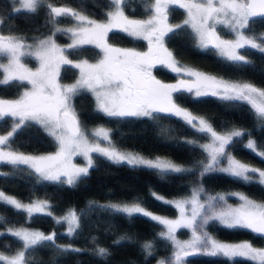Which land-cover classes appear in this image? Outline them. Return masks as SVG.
I'll use <instances>...</instances> for the list:
<instances>
[{
    "label": "snow or ice",
    "instance_id": "obj_1",
    "mask_svg": "<svg viewBox=\"0 0 264 264\" xmlns=\"http://www.w3.org/2000/svg\"><path fill=\"white\" fill-rule=\"evenodd\" d=\"M16 4L19 6L16 7ZM47 7V23L51 25L50 33L43 38H34L33 43L15 34H0V72L3 77L0 84L11 81H27L30 90L15 100L0 99V121L6 117L12 120L11 130L6 135L0 134V163L17 167L27 166L41 180L69 186L75 185L82 177L89 175L94 167L92 154L106 158L114 164H127L133 168H145L154 174L165 176L170 173L199 172L202 178L209 172L224 173L235 180L264 185V170L242 163L230 151V146L242 142L246 149L264 157V149L258 148L257 142L244 129H232L224 132L215 130L210 122L195 116L182 107L175 93H194L195 97L215 96L222 100L242 101L250 105L255 115L264 126V89L251 83L229 82L181 65L173 53L165 46V37L177 30L191 29L197 45L201 48L212 47L227 60L236 64L249 63L239 49L249 48L264 53V34L251 32L256 18H264V0H146L144 19H130L125 15L126 0H109L106 19L98 21L89 18L72 7L53 6L46 0H15L13 9L19 13L36 14L42 7ZM183 9L185 18L182 23L169 22L170 8ZM60 18L71 19V26L61 27ZM217 25L227 27L234 33L233 39H224L217 32ZM113 29L127 33L136 39L148 42V51L120 49L110 46L106 40ZM248 29L249 32L245 30ZM58 33L71 40L67 46L57 43ZM84 45L99 48L103 57L96 63L88 60L74 62L69 55ZM69 50H72L71 52ZM30 57L38 62L33 70L25 62ZM62 65H71L79 70V77L72 84L59 82ZM157 65L170 71L183 74L191 79L180 78L175 84L158 80L152 73ZM81 91L92 93L96 102V111L109 118L148 117L156 119L154 114H166L181 118L185 123L204 133L209 143L199 147L207 153L206 162L197 169L195 165L185 167L166 158H148L139 153L120 150L111 138V130L99 126L91 131V136L81 123L75 111L72 99ZM29 123L39 125L57 143L54 154L32 156L11 148L12 138L18 130ZM103 141L104 143H101ZM195 144V141H186ZM81 156L84 166L73 163V157ZM4 173L0 172V175ZM202 194L204 199H202ZM157 200L164 198L155 192ZM241 202L233 207L228 204L225 194L205 193L202 185L194 187L191 195L172 203L179 210L175 220L162 218L147 210L141 202L114 203L100 205L106 211L123 214L127 218L144 216L163 225L159 236L171 243L174 251L168 261L160 260L158 264H185L184 258L200 254L208 257L222 256L232 260L240 257L264 264V249L253 247L250 242L238 244L222 243L208 231L210 222H218L228 229H248L252 233L264 236V202L250 199L243 193H229ZM0 204L22 211L31 219L35 214L52 216L48 201H22L0 190ZM4 217L0 216V222ZM81 214L75 209L62 217L57 223L67 224V234L72 235L80 228ZM188 229L191 238L180 241L176 238L177 229ZM8 233L21 242L16 254H0L2 264H29V250L38 246H55L61 251H79L71 246L61 247L56 244L55 233L45 234L31 231L24 227L8 228ZM130 239L122 236L120 240ZM120 241H117L119 243ZM147 256L154 254V244L145 241L142 245ZM96 254L103 260L110 254L109 250L97 246Z\"/></svg>",
    "mask_w": 264,
    "mask_h": 264
},
{
    "label": "trees",
    "instance_id": "obj_2",
    "mask_svg": "<svg viewBox=\"0 0 264 264\" xmlns=\"http://www.w3.org/2000/svg\"><path fill=\"white\" fill-rule=\"evenodd\" d=\"M146 0H126L125 15L130 19H144ZM53 6L72 7L89 18L98 21L106 19L109 0H46ZM47 7H42L36 14L19 13L12 10L10 0H0V34H15L34 41L50 33L47 23ZM185 16L182 9L170 8L169 22L180 23ZM60 26H71V19L60 18ZM249 32L248 29L245 30ZM178 34L165 37V46L173 53L176 60L192 69L219 77L227 81L251 83L264 89V53L249 48L239 49L249 63L239 65L217 55L211 47L200 48L190 29L177 30ZM251 32L258 36L264 34V18L256 19ZM227 35V32H221ZM57 43L67 42V36L58 33ZM107 41L113 45L144 51L143 40L118 31L108 33ZM70 52L72 50H69ZM99 50L84 45L69 55L71 60L86 59L96 61ZM30 61L29 59H25ZM31 66L34 65L30 61ZM153 75L163 83L175 84L180 74L168 71L162 66L152 70ZM2 72H0V77ZM77 71L64 65L60 69V83L72 82ZM26 84L11 81L0 84V98H14ZM174 99L195 116L210 122L215 130L224 132L232 129H244L257 142L258 148L264 149V126L246 102L222 100L215 96L194 97L191 93H175ZM72 104L81 123L87 126H104L111 130V138L119 149L130 150L145 157H163L185 167L200 168L199 161L206 159L204 151L186 141L203 144L208 136L198 132L181 118L166 114H154L156 119L148 117L109 118L94 108L90 93L81 91L72 99ZM11 129V121H0V133ZM249 137L230 146L231 153L240 161L252 167L264 170V157H260L245 148ZM11 148L27 154L47 153L55 149V143L44 130L34 123L18 130L12 138ZM94 167L89 175L82 177L75 185L41 181L27 166L12 167L0 163V190L22 202L46 200L51 206L52 216H62L67 209H75L81 214L80 228L68 235L63 232L62 223H54L52 216L35 214L29 219L22 211L0 204V254L10 256L20 250L21 242L9 233H2L9 227L36 229L46 234L55 233L56 244L61 247L71 246L79 251H61L55 246H38L29 250V264H156L160 260L168 261L171 254L170 244L159 236L163 227L144 216L127 218L123 214L106 211L99 206L104 203H134L142 205L152 213L164 217H174L175 208L157 200L152 193L165 198H179L189 195L194 187L203 186L205 193L225 194L227 201L233 202L229 193L239 192L257 202H264V186L255 179L251 183L235 180L220 173L209 172L202 178L197 171L193 173H170L165 176L154 174L145 168H133L125 164H114L98 154H92ZM253 175V174H251ZM204 195L202 194V197ZM207 231L217 240L236 243L250 242L255 247H264V236L252 233L248 229H228L217 222H210ZM187 230L178 229V237L187 236ZM125 236L130 239L120 240ZM117 241H120L117 243ZM145 241L154 244V254L147 256L142 245ZM97 246L109 250L106 259H101L95 252ZM185 264H257L244 258L208 257L194 254L184 258Z\"/></svg>",
    "mask_w": 264,
    "mask_h": 264
},
{
    "label": "rangeland",
    "instance_id": "obj_3",
    "mask_svg": "<svg viewBox=\"0 0 264 264\" xmlns=\"http://www.w3.org/2000/svg\"><path fill=\"white\" fill-rule=\"evenodd\" d=\"M10 2L12 3V10L14 11V9H13V4H14V2H15V0H10ZM19 5L18 4H16V7H18ZM62 7H64V6H62ZM183 10V9H182ZM184 11V10H183ZM185 13V12H184ZM186 15V14H185ZM184 18H185V16H184ZM183 18V19H184ZM183 21V20H182ZM182 21L180 22V23H182ZM64 27H66V26H64ZM217 27V32H218V34L222 37V38H224V39H233L234 38V33H232L227 27H225V26H223V25H217L216 26ZM191 30V29H190ZM112 31H118V32H121L120 30H118V29H113ZM221 32H227L228 34L227 35H223ZM122 33H124V34H127V33H125V32H122ZM128 35V34H127ZM43 38V37H42ZM132 38H134V37H132ZM67 42L66 43H64V44H60V43H58V44H60L61 46H67L69 43H71V40L68 38V36H67ZM140 40H143V39H140ZM144 41V43L146 44V49L144 50V51H140V52H146V51H148V42L146 41V40H143ZM28 43H33L34 41H27ZM106 42L110 45V46H112V47H114V48H120V49H130V48H126V47H121V46H118V45H113V44H111V43H109L107 40H106ZM197 43V42H196ZM90 46H93V47H95L94 45H90ZM95 48H97V47H95ZM201 48V47H200ZM212 48V47H211ZM98 50H99V53H100V55H99V58L96 60V61H93V62H91V61H89L90 63H96V62H98L102 57H103V53H102V51L99 49V48H97ZM214 50H215V52L217 53V55L218 56H220V57H222V58H224V59H226L225 57H223V56H221L219 53H218V51H217V49H215V48H213ZM136 51H138V50H136ZM0 59H3L2 57H0ZM24 59H29L30 61H32L33 63H34V65L33 66H31V63H30V61H28V60H25V62H26V64H27V66L29 67V68H32L33 70H35V68L36 67H38V62L35 60V59H33V58H30V57H25ZM81 60H85V59H80V60H73L74 62H78V61H81ZM227 60V59H226ZM182 65V64H181ZM62 66H64V65H62ZM61 66V67H62ZM67 66H71V65H67ZM158 66V65H157ZM160 66V65H159ZM185 66V65H184ZM72 67V66H71ZM163 67V66H162ZM188 67V66H187ZM73 68V67H72ZM165 68V67H164ZM190 68V67H189ZM76 71H77V76H76V78L72 81V82H69V83H61V84H72V83H74L75 82V80L76 79H78V77H79V70L78 69H76V68H74ZM167 69V68H166ZM168 71H170L169 69H167ZM198 71V70H197ZM199 72H201V71H199ZM203 73V72H202ZM206 74V73H205ZM181 76L179 77V79L180 78H184V79H191V78H189V77H186V76H184L182 73L180 74ZM207 75H209V76H212V75H210V74H207ZM2 77H3V74L1 75V77H0V79H2ZM213 77H215V76H213ZM216 78H218V79H221V78H219V77H216ZM178 79V80H179ZM225 81H227V80H225ZM178 82V81H177ZM176 82V83H177ZM229 82H236V81H229ZM23 83H25L26 84V87H24L21 91H20V93L16 96V97H14V98H0V99H6V100H15V99H18L22 94H23V92L25 91V90H30L31 89V85L30 84H28L27 83V81H24ZM240 83H245V82H240ZM87 92V91H86ZM88 93H90V92H88ZM91 94V96H92V99H93V103H94V108H95V110H96V102H95V98H94V96L92 95V93H90ZM192 94V96H194V93H191ZM195 97V96H194ZM6 118H9V120L11 121V123H12V120H11V118L10 117H6ZM85 127V126H84ZM96 127H99V126H87V127H85L86 128V130L88 131V133H89V135L91 136V131H92V129H94V128H96ZM11 130V129H10ZM45 132V131H44ZM46 133V132H45ZM0 134H3V135H6L7 133H0ZM47 134V133H46ZM51 137V136H50ZM52 138V137H51ZM52 140L54 141V143H55V149L53 150V151H51V152H47V153H35V154H27V153H25V154H27V155H32V156H41V155H49V154H54L56 151H57V143H56V141L52 138ZM210 141H209V138H208V141L206 142V143H209ZM101 143H104L103 141H101ZM247 143V142H246ZM245 143V144H246ZM194 145H196V146H198L199 147V145L200 144H194ZM200 148V147H199ZM202 149V148H201ZM120 150H122V151H130V150H123V149H120ZM203 150V149H202ZM130 152H134V151H130ZM134 153H136V152H134ZM205 153V152H204ZM93 154H96V153H93ZM205 156L207 157V153H205ZM148 158H156V157H148ZM161 158H163V157H161ZM205 162H206V159H205ZM242 162V161H241ZM73 163L74 164H77V165H79V166H84L85 165V160H84V158L83 157H81V156H75V157H73ZM243 163V162H242ZM125 165H127V164H125ZM202 166H200V168H201ZM259 169V168H258ZM262 170V169H261ZM218 172V171H217ZM35 174V173H34ZM253 176L254 177H257V179H258V175L257 174H253ZM35 177L38 179V180H41L36 174H35ZM257 179H255L256 181H257ZM41 181H44V180H41ZM264 186V185H263ZM193 189V188H192ZM192 189H191V191H192ZM191 191H190V193H189V195H187V196H185V197H188V196H190L191 195ZM232 193H236V192H232ZM7 194V193H6ZM9 195V194H8ZM232 198H234V201L233 202H229L228 201V204H230V205H232L233 207H236V206H238L241 202L239 201V199L236 197V196H233V195H230ZM185 197H179V198H172V199H169V198H165V197H163L164 199L162 200L163 202H164V200H168V201H176V200H180V199H183V198H185ZM15 198V197H14ZM202 199H204L205 197L203 196V197H201ZM32 201H43V200H32ZM30 201H28V202H23V203H29ZM106 204H114V203H104V204H102V205H106ZM122 204V203H121ZM168 204H170V205H172L173 207H174V205L172 204V203H168ZM175 208V210H176V215L174 216V217H164V216H160V215H158V216H160V217H162V218H167V219H171V220H175V219H177L178 217H179V215H180V213H179V210L176 208V207H174ZM70 210H72L71 208L70 209H67V211L63 214V215H65L66 213H68ZM153 214H155V213H153ZM62 215V216H63ZM155 215H157V214H155ZM62 216H59V217H62ZM59 217H55V216H52V218H53V221H54V223H57L56 222V218H59ZM148 218V217H147ZM150 219V218H149ZM157 223V222H156ZM218 223V222H217ZM63 225H64V229H63V232L64 233H66L67 234V224L66 223H62ZM219 224V223H218ZM163 228H164V226L163 225H161ZM223 226V225H222ZM14 228H16V227H14ZM180 229H184V228H180ZM8 229H6V230H4L2 233H8V231H7ZM29 230H31V231H39V230H36V229H29ZM178 230V229H177ZM185 230H187V236H185V237H178L177 235H176V238L178 239V240H180V241H187V240H189L190 238H191V233H190V231L188 230V229H185ZM42 232V231H41ZM44 233V232H43ZM46 234V233H45ZM217 240V239H216ZM219 242H222V243H229V244H238V243H242V242H246V241H240V242H236V243H231V242H226V241H220V240H218ZM169 244H170V249H171V254H170V258L172 257V253H173V251H174V249H173V247H172V245H171V243L169 242ZM253 247H255V246H253ZM256 248H261V249H264V247H256ZM16 254V253H15ZM14 255V254H13ZM11 256V255H10ZM245 259V258H244ZM254 262H256L257 264H258V262L257 261H254ZM0 264H2V262H0ZM156 264H158V263H156Z\"/></svg>",
    "mask_w": 264,
    "mask_h": 264
},
{
    "label": "water",
    "instance_id": "obj_4",
    "mask_svg": "<svg viewBox=\"0 0 264 264\" xmlns=\"http://www.w3.org/2000/svg\"><path fill=\"white\" fill-rule=\"evenodd\" d=\"M256 19H258V18H256Z\"/></svg>",
    "mask_w": 264,
    "mask_h": 264
}]
</instances>
